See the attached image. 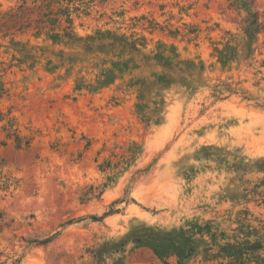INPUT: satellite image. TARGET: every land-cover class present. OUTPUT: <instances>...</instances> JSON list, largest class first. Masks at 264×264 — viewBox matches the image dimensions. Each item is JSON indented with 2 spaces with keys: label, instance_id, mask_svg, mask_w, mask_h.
<instances>
[{
  "label": "rangeland",
  "instance_id": "1",
  "mask_svg": "<svg viewBox=\"0 0 264 264\" xmlns=\"http://www.w3.org/2000/svg\"><path fill=\"white\" fill-rule=\"evenodd\" d=\"M254 3L0 0V264H264Z\"/></svg>",
  "mask_w": 264,
  "mask_h": 264
},
{
  "label": "trees",
  "instance_id": "2",
  "mask_svg": "<svg viewBox=\"0 0 264 264\" xmlns=\"http://www.w3.org/2000/svg\"><path fill=\"white\" fill-rule=\"evenodd\" d=\"M45 5L47 7H51V6H60L58 13L61 12L62 16H66L68 18V20L70 19L71 13L69 11H67L66 9L63 10V5L64 3L70 4L72 2V0H42ZM231 3V6H235L236 8H239L241 10H245L247 13V20L245 21V35L247 36L248 40H251V37L253 38V41L256 39V35L258 34L259 31V25H260V18H259V12H256L255 10V3L254 0H229ZM59 35V34H57ZM69 35V34H68ZM67 35V36H68ZM251 36V37H250ZM251 42V41H250ZM251 44V43H249ZM246 47V45H245ZM251 47V45H250ZM247 49V47H246ZM221 59L223 60V62H225L224 64H227L228 62L232 61L231 58H229V54L228 51H223L220 53ZM228 87H230V85H227ZM231 89V87H230ZM218 93H220V90H217ZM114 210H111L108 214H106L104 217L108 216V215H112L114 214ZM104 217H97V216H93L92 218L95 220H101ZM3 219H4V214L0 211V229L4 226L3 225ZM72 223V222H70ZM56 235L51 236L41 242H39L40 244H47L49 242H51L52 240H54ZM107 246H109L108 244H106ZM90 255H91V263L90 264H109V259L110 257L105 253L104 251V246L101 245H97L95 246V248L93 250L90 251ZM182 257V256H180ZM118 261V260H116ZM181 264V263H180Z\"/></svg>",
  "mask_w": 264,
  "mask_h": 264
}]
</instances>
